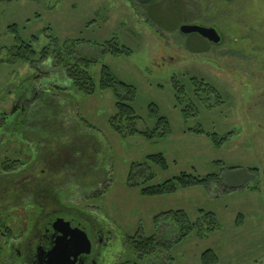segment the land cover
Segmentation results:
<instances>
[{
    "label": "rangeland",
    "instance_id": "374dc122",
    "mask_svg": "<svg viewBox=\"0 0 264 264\" xmlns=\"http://www.w3.org/2000/svg\"><path fill=\"white\" fill-rule=\"evenodd\" d=\"M159 3L163 5L157 14L148 16L133 0H0V112L9 111L25 79L39 72H48L49 81L58 76L50 61L42 67L28 60L13 61L12 50L18 45L30 44L37 53L34 60L50 44L67 49L66 42L80 55L96 58L97 62L88 68L84 63L81 66L95 80L106 64L118 80L136 87L133 107L140 130L154 129L159 116L166 117L171 128L169 135L152 140L140 134L120 136L110 125L117 112L112 89L87 94L71 83L62 86L63 102H72L69 104L75 123L71 130L87 132L101 149L100 164L106 157L111 168L108 178L102 169L83 168L79 176L86 178L77 179L81 184L98 182L97 187L83 192L82 205L94 207L91 214L111 223L124 238L123 250L105 264H203L201 254L213 247L218 264H264V0ZM162 14L164 23L158 20ZM195 22L219 28L224 36L222 43H206L180 32L181 25ZM114 38L131 54L103 51L101 45ZM176 80L186 90L181 103L175 97ZM196 82L204 83L205 90L200 91L202 104L195 98ZM193 102L198 114L185 118L183 109H189L190 114ZM65 108L47 105L37 110V115L55 113L61 118L65 117ZM192 128L219 137L232 135L218 147L213 138L192 132ZM13 142L7 138L0 144V167L22 159L21 147ZM158 153L166 157L167 169L148 160V155ZM136 164L146 165L145 176L138 174L140 168H133ZM183 172L200 176L216 173L232 181L224 195L201 201L204 211L216 212L220 232L201 239L194 231L169 249L139 258L128 247L126 236H135L140 230L141 235L156 234L155 217L171 208L177 210V204H186L183 196L175 202L144 196L141 188ZM132 180L138 183L133 185ZM7 214L15 218L16 213ZM198 214L190 213V220L196 221ZM241 215L246 222L239 227L236 222ZM7 216L5 223L0 221L1 227L10 221ZM257 231L259 235L255 236ZM5 241L0 233V249Z\"/></svg>",
    "mask_w": 264,
    "mask_h": 264
},
{
    "label": "flooded vegetation",
    "instance_id": "af4514ba",
    "mask_svg": "<svg viewBox=\"0 0 264 264\" xmlns=\"http://www.w3.org/2000/svg\"><path fill=\"white\" fill-rule=\"evenodd\" d=\"M186 36H197L214 44L198 33ZM42 79L41 75L25 79L9 111L0 112V144L12 139L21 147L23 156L0 167V221L6 222L7 213H16L15 218L7 216L8 224L0 226L1 235L6 237L0 249V262L52 263L56 260L53 249L67 241L62 232L82 225L89 245L66 248L70 253L80 250L72 264H105L123 250L124 238L111 223L91 214L94 207L82 205L81 195L90 187H97V181L81 184L77 179L83 168L102 169L107 178L111 168L106 157L100 164L101 149L87 132L71 130L75 123L69 104L72 102H63L62 97L58 101L54 95L45 93L48 89L42 86ZM47 105H66L65 117L59 118L54 112L48 117L37 115V110ZM95 163L98 165L94 166Z\"/></svg>",
    "mask_w": 264,
    "mask_h": 264
},
{
    "label": "trees",
    "instance_id": "16d2710c",
    "mask_svg": "<svg viewBox=\"0 0 264 264\" xmlns=\"http://www.w3.org/2000/svg\"><path fill=\"white\" fill-rule=\"evenodd\" d=\"M3 1H12V0H3ZM137 6L142 10V12H146V14L154 15L157 14V10L161 9L163 3L162 0H133ZM160 18V19H159ZM164 15H160L158 17L159 22L163 21ZM181 27V26H180ZM179 27V29H180ZM55 40V39H54ZM206 43L208 41L204 40ZM66 45L68 48L63 49V47H57L54 44H50L45 47L43 51L40 53V57L37 60H34V56H36V52L30 44L18 45L15 50H12V60L18 62L20 60H28L31 61L32 65H37L41 63V67L44 66L45 63L50 61V64L53 69L62 68L66 72V77L71 82V85L76 87L77 89L84 91L87 94H94L98 89L99 90H107L112 89L115 92L117 101L116 108L117 112L110 119V125L112 129L123 137L135 136V135H143L147 139H153L156 136L163 137L167 136L171 133V128L169 121L164 116L158 117L157 125L154 129H146L140 130L137 126L138 117L135 114V110L133 107V101L136 99L137 90L134 85L128 84L121 80H118L115 76L112 69L106 65H102L100 78L95 80L92 77L91 73L88 71V67L93 62H97L96 58L82 56L78 53V50L70 48L69 44ZM80 42H77V44ZM76 44V46H77ZM74 47L75 44H72ZM103 47V51L111 53L113 55H130L131 50L126 46H120V44L116 41V39H112L107 42V44L101 45ZM207 48H201L200 50H206ZM82 63L85 64V67H81ZM45 73L48 72H39V75L45 76ZM204 83L196 82L195 83V98L198 103H201V100L204 98L201 96V90H205L203 88ZM174 88L176 91L175 97L177 102L181 103L183 100V96L186 92L185 87L179 82L175 81ZM195 102L191 103L192 112L189 114V109H183L185 118H188L190 115L198 114V107ZM219 105L221 102L216 101ZM202 104V103H201ZM157 113V109L153 110ZM190 131L198 133V134H206L213 138L216 146H222L224 142H226L232 133L226 136H218L216 133H209L201 128H192ZM148 160L158 164L162 169L168 168V162L163 153L148 155ZM133 168H140L138 172L139 175L145 176L147 173L145 164H136L133 165ZM150 174L149 177H151ZM221 176L219 174L213 173L208 174L206 176H200L196 174H191L187 172H183L174 178L168 179L162 183L154 184L150 186H143L141 188V194L144 196H164L170 195L177 192L181 188H189L194 186H202L205 188H210L212 185L219 184L221 182ZM146 180H143L145 182ZM133 185H136L138 182L131 181ZM227 192L228 189H225ZM200 217L196 220H190L189 215L184 210H169L161 213L160 215L155 217V224L158 226V232L151 236L141 235V230L135 236H126V242L130 245L128 246L132 249L139 258H147L151 255H154L159 252V250L169 249L172 244L179 243L185 239H187L194 231H196L197 235L200 238H206L216 230L220 229V225L217 222L216 214L213 212H206L204 210H200ZM162 217V218H161ZM165 219L164 222H161V219ZM161 222V226L159 229V223ZM237 225L242 223L240 216L237 220ZM201 261L203 264H218L219 257L217 253L213 249H207L201 254Z\"/></svg>",
    "mask_w": 264,
    "mask_h": 264
},
{
    "label": "crops",
    "instance_id": "0c3cea01",
    "mask_svg": "<svg viewBox=\"0 0 264 264\" xmlns=\"http://www.w3.org/2000/svg\"><path fill=\"white\" fill-rule=\"evenodd\" d=\"M51 69L54 72L58 71L57 73H55L56 75H58L57 79L51 78V80L49 81V76H47V74H45V76H43V79L41 80V82H42V86L44 88L48 89V90L46 89L47 91L45 93L50 94V95H54L55 96L54 98H57V100H58L62 97L61 95L64 94V90H63L64 87H62V86L66 85V84H68L70 86L71 82H69L67 80L66 72L62 68H57V69L51 68ZM62 81H64V84L62 83ZM58 90H60V91H58ZM40 93L42 96V94L44 93V92H42V89L40 90ZM44 109H46V107H44ZM221 179L222 180L219 184L215 183L210 188H205L202 186L181 188L173 194L164 195V196H160V197H165V198H168L169 200L178 202L179 201V200H177L178 196H183L186 199V204H185L186 206L181 205V204H177V205H175V208H177V210L181 209V210L186 211L188 215L190 213L193 215L194 214L199 215L198 212H200V210H204V209H202L203 206H201V201L206 200L208 198L215 199L218 196H222L226 193L225 189H227V188H225V187H232L231 186L232 181L230 179H228V178L225 179L223 177H221ZM211 190H213L214 193H211ZM214 190H216V192ZM171 210H175V209L171 208ZM214 212H215V210H214ZM240 219H241L242 223L240 225H238L239 227L243 226L244 223L246 222L244 215L243 216L241 215ZM216 231L220 232V230H216ZM215 232H213L210 235H213ZM210 235L206 238H201V239H207L210 237ZM258 235H259V232L257 231L255 233V236H258ZM212 249H215V247H213Z\"/></svg>",
    "mask_w": 264,
    "mask_h": 264
},
{
    "label": "water",
    "instance_id": "95a60500",
    "mask_svg": "<svg viewBox=\"0 0 264 264\" xmlns=\"http://www.w3.org/2000/svg\"><path fill=\"white\" fill-rule=\"evenodd\" d=\"M180 32L185 35L198 33L214 44H219L223 40V35L216 26L208 27L200 24H183L180 27ZM67 225H71V223H68ZM62 235H64L62 238L66 239L67 241L59 247L57 246L53 249L52 255L56 257V260L53 259V262H49L48 264H72L79 255L80 250H76L75 252L73 251L70 253L68 252L69 250H66V248L70 246H77V248H80L84 244H87V246L89 245L87 233L82 225H77V227L73 229L69 228L68 231H63Z\"/></svg>",
    "mask_w": 264,
    "mask_h": 264
}]
</instances>
